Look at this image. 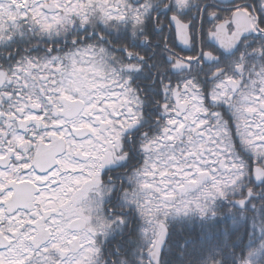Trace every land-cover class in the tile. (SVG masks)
<instances>
[{"label":"snow or ice","instance_id":"6c2138e0","mask_svg":"<svg viewBox=\"0 0 264 264\" xmlns=\"http://www.w3.org/2000/svg\"><path fill=\"white\" fill-rule=\"evenodd\" d=\"M0 264H264V0H0Z\"/></svg>","mask_w":264,"mask_h":264}]
</instances>
